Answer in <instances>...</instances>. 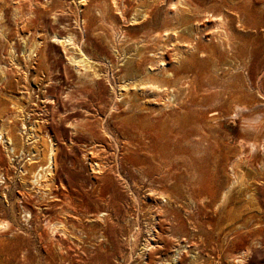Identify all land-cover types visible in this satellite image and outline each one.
<instances>
[{"label":"rangeland","instance_id":"rangeland-1","mask_svg":"<svg viewBox=\"0 0 264 264\" xmlns=\"http://www.w3.org/2000/svg\"><path fill=\"white\" fill-rule=\"evenodd\" d=\"M81 1L0 0L6 35L0 37V128L18 142L13 154L0 141V223H8L0 231V264H174V251L183 245L185 259L176 264H237L240 253L241 264H264V0H188V8L178 10L171 7L175 0L139 6L122 0L126 20L154 9L151 29L161 32L173 17L183 24L179 30L186 27L182 39L166 42L172 48L165 54L182 109L141 96L135 108L125 97L111 108L115 94L106 63H117L112 46L118 37L110 28L138 36L152 31H129L110 0ZM218 17L232 25V50L215 38ZM237 21L245 23L243 30ZM68 34L83 42L104 74L99 87L78 81L61 44L51 41ZM37 40L39 60L30 63L27 46ZM189 43L194 50L182 49ZM145 56L152 58L151 52ZM235 103L243 108L235 110ZM215 110L222 116L212 120ZM21 124L28 131L34 126L36 139ZM48 137L56 145L53 181L36 186L33 174L44 164ZM92 148L105 165L99 173L84 156ZM237 158L243 161L233 165ZM232 181L241 190L224 215L211 206L188 208L190 197H212ZM161 191L172 198L169 204ZM61 197H68L67 212L60 211ZM63 218L68 237L56 234L51 249L42 237L44 224Z\"/></svg>","mask_w":264,"mask_h":264},{"label":"bare ground","instance_id":"bare-ground-1","mask_svg":"<svg viewBox=\"0 0 264 264\" xmlns=\"http://www.w3.org/2000/svg\"><path fill=\"white\" fill-rule=\"evenodd\" d=\"M81 2L82 3L86 2V0H82ZM142 2H145V0H136V6H139V4ZM110 3H111V6L116 11V13L118 12L122 21L126 22L132 26V29H129V31H137V30H141V29H145V28H149V30L152 31L151 34H149V35H139L138 36V35H131L129 33L125 34L124 31H116L115 32L114 28H112V27L110 28L111 35L116 34L118 37L117 42L114 43V45L112 46L113 49L115 50V56L117 59V63L115 65H111L110 61H108L106 63V64H109V74H111L109 78L106 77V80H107L108 84H110L111 90L115 94V103L112 105L111 108L115 109L117 107V104L119 103L120 97H123V98L125 97L126 99L124 100V102L128 103L131 108H135L134 107L135 101L137 100L138 96H141L143 99L144 98L150 99V100H152L151 102L163 105V107H170V108L175 107V108L182 109L181 103L179 101V95H180L181 89L175 84L174 66L168 65V63L166 62V59H165V54L167 51L166 48L169 45L172 48V44L171 43L166 44V42L176 41V40L182 39L183 38V31L186 30V27H183L182 30H179L183 26V24L180 23L176 17H173L172 23L171 24L169 23L168 27L163 28V30L161 32H157V30L151 29L150 22L148 20L151 16H153L154 9H150V10H148L144 13H141L139 15L133 13L130 20H126V17H125L126 12L124 10V4H123L122 0H110ZM177 6H180L181 8L187 9L188 8V0H175L173 3H171V7L175 8V10H178ZM16 7H17V5H16ZM15 10H17V8H15ZM1 19H3V18H2V15L0 14V37L2 38V37H6V35H5V31H4V24H3ZM237 23H238V26L242 27L241 30H243L245 23L242 21H237ZM83 24H82V30H84ZM137 24H139V25L136 27L133 26V25H137ZM251 28H255V32L258 33V27L257 26H252ZM231 30H233L231 23L225 22L223 17L217 18L216 26L213 29V33L215 35V38H216L217 42L220 44V46L228 48L230 50L233 49V37L231 35ZM51 41L54 43L61 44L62 49L65 51V53L67 55V58H66L67 63L70 65V67H71L72 71L74 72V74L76 75L78 81H80L81 83H84V84H89L90 87H92V88H97L101 85L100 79H102V75H104V74H100V70L95 66L96 65L95 61L92 60L93 58L91 59L89 57V55H87L85 53V51L82 49L83 42L82 43L79 42L76 39V36H74L72 34H68L67 36H64V37L52 36ZM128 41L132 42L131 45L126 44ZM41 46H42V43H40L39 40L32 41L27 46L26 52H28V54L26 56V59H27L26 61H29L31 63V62L39 60L38 55L40 54V51L42 48ZM182 49L192 51L195 49V45L192 43H189V44H187V47H182ZM146 52H151L152 58H147L145 56ZM45 54L46 53H43V59H46ZM177 62H178V60L176 59L175 63H177ZM30 68L33 69L34 67L31 66ZM48 72H50V71H48ZM51 79L52 78H50L48 76L46 81L49 82ZM53 79H55V78H53ZM104 80H105V78H104ZM0 86H2V85H0ZM87 92H90V91H87ZM148 102H149V100H148ZM141 103H143V102H141ZM149 105H150V103H149ZM233 107L237 111L241 110V108H243L239 103H235L233 105ZM175 108H172V109H175ZM160 112H162V111H160ZM209 113H211L210 117H212V120H216V119H218V116H222V113L220 111H217V110L211 111ZM236 115H237V113L235 114L234 117H237ZM42 120L44 121V118ZM21 125H22V129L25 130L24 131L25 135H27V134L33 135V137L36 139V135L34 134V131H33L35 129L34 126L31 127V129H29V131H28L27 126H25L24 124H21ZM45 134H47V133H45ZM30 137H32V136H30ZM3 139L5 140V143H7L9 145V147H11L12 153L16 154L18 151L17 150L18 142H17L15 135L9 133L8 131H6L5 128L1 127L0 128V141H2ZM36 141H38V140H36ZM32 143H34V142H32ZM94 147H96V146H94ZM19 148L22 150L23 145L19 144ZM250 148H251V150L254 149L255 144L252 143L250 145ZM263 148H264V144H263ZM96 149L94 148L93 150L90 149L89 151H86L87 154L84 156L86 158H88L87 156L90 155V157L87 159L90 161L88 165L90 166V169L92 171L99 173L101 171H104L105 165L103 163H101V161H102L101 159L96 158V156H97V152H96L97 150ZM55 151H56V145L52 141L51 137L50 138L48 137V139L46 141V148H45V153H44V160H45L44 164L38 165L36 167L38 171L36 170V172H34V174H33V184L34 185H36V186L40 185L42 180H48L47 182L53 181L52 176L54 175V171H55V169H54ZM242 159L237 158L235 160V163H232V164L238 165L240 163V160H242ZM233 165H231V169H233V167H234ZM110 167H112V166H110ZM94 181H95V179H94ZM194 182H196V181H194ZM42 183H45V182H42ZM60 183H61V181H60ZM194 184H196V183H194ZM197 184H198V182H197ZM239 189H240V187L237 185V181H232L223 190H221L220 192H217L212 197L207 198L204 196L206 199L205 198L202 199L200 197L198 199H195V198L190 197V199H188V202L190 203V205L188 203L187 206L190 209H201L202 208L203 210H206L207 208H210V206H211V208H213L215 215H217V216L218 215H224L227 212L229 206L232 205L234 202H236L237 199L233 197V194L235 191H239ZM49 190H50L49 195H52L53 198H57L55 193L53 192V190H51L50 188L48 189V191ZM160 195H162V196L167 195V197H166V199H167L166 203L167 204H169L172 201V198L168 194H166L164 191H161ZM67 198L68 197H66V199H64L63 197H61V200H60L61 202H59V204H58L61 212H67L65 207L63 208V206H65V204L67 203ZM47 201H49V200L46 199V203H48ZM55 201L58 202V200H55ZM178 202L179 201H175V203H178ZM69 203H71V202H69ZM77 204H79V203H77ZM75 207H77V205ZM165 207H166V205H165ZM157 208H159V207H157ZM23 212H26V210H23ZM29 212L30 211H28V213ZM40 213H42V210L40 211ZM42 214H41V216H42ZM64 215H67V214H64ZM60 216H58V217H60ZM154 216H156V215H154ZM64 218H65V216H64ZM64 218L59 219L56 223L44 224L45 229H44V231H42L43 232L42 237L45 239V241L47 242V244L49 245V247L51 249H56L54 247H57L56 244L58 243V242H56V244H55L54 236L56 234H61L63 236L66 234L65 229H67V228H64V226H65L64 224H65L66 219L64 220ZM98 218H100V217H98ZM115 220H116V218H115ZM151 220H153V218ZM105 222H106V220H105ZM103 223H104V221H103ZM106 226H107V224H106ZM6 227H8V223H6V222L0 223V231L2 229L4 230V228H6ZM193 228L196 229L195 226ZM73 229H75V228H73ZM42 230H43V228H42ZM194 230H193V232H194ZM136 231L139 232V230H136ZM195 232H196V230H195ZM148 233H149L150 240L153 241L154 238H152L151 236H154V233H155L154 230L149 229ZM100 234H101V232H100ZM65 236H67V235H65ZM69 236H71V235H69ZM99 236H101V235H99ZM130 237H131L130 243H132V242L134 243V241L136 240L135 236L131 235ZM57 241H60V240H57ZM149 242L146 240V245H144V248H143L144 251L150 250V243ZM153 244H154V242H153ZM193 246H196V244L194 243ZM239 250L240 249L236 250L237 254H238ZM186 252L187 251L185 250L184 245H183L182 249H175L171 262H174V264H176L178 262L181 263L185 259L184 254ZM244 255H245V253H240L239 256L235 257V259H237V261H236L237 264H238V262L240 264L242 262H244Z\"/></svg>","mask_w":264,"mask_h":264}]
</instances>
